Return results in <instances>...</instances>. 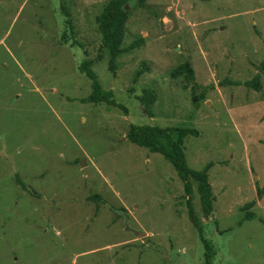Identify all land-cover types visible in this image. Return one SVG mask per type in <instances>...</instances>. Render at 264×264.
Segmentation results:
<instances>
[{
  "label": "rangeland",
  "instance_id": "374dc122",
  "mask_svg": "<svg viewBox=\"0 0 264 264\" xmlns=\"http://www.w3.org/2000/svg\"><path fill=\"white\" fill-rule=\"evenodd\" d=\"M104 2L0 0V264H204L181 181L126 139L130 123L196 129L183 153L193 169L211 162V215L191 198L211 263L264 264V0H128L121 46L143 43L113 72L94 21ZM84 59L125 112L80 100ZM185 60L196 104L170 76ZM255 74L258 90L233 83ZM250 200L254 217L237 224Z\"/></svg>",
  "mask_w": 264,
  "mask_h": 264
},
{
  "label": "trees",
  "instance_id": "16d2710c",
  "mask_svg": "<svg viewBox=\"0 0 264 264\" xmlns=\"http://www.w3.org/2000/svg\"><path fill=\"white\" fill-rule=\"evenodd\" d=\"M128 0H105L99 13L94 16L96 29L99 33V48L107 54L108 69L113 72L115 59L121 53L132 47H138L143 43V38L138 37L127 46H121L124 25L128 15L126 4ZM139 5H142L144 0H137ZM65 24L71 30V20L66 18ZM61 37L66 40L65 34L61 33ZM264 62L261 63L263 65ZM138 69L134 72L136 78L142 71ZM78 71L83 73L90 81V92L85 97L81 98L82 102L98 103L103 102L107 106L116 107L125 112V107L116 103L113 99L110 89L101 88L94 71L91 69V60L84 59L78 65ZM170 76L181 77L184 81L183 87L189 84L191 90V101L196 104L203 96V89L197 93L196 89L199 86L193 81L194 73L190 63L185 60L170 71ZM234 84L243 83L244 85H251L254 89L260 88L258 75L255 74L250 80L243 82L234 81ZM140 103L143 111L147 116H152L151 106L156 99V95L151 88H142L140 93L135 96ZM187 135L197 136V131L193 127L178 126V125H147V124H128L126 131V139L131 143L145 148L149 152L160 154L163 159L170 163L174 169L178 179L182 183V190L185 196L184 205L187 210V218L194 227L196 235L202 244L203 263L212 264L213 249L212 244L208 238L205 237L201 221L195 215L191 204L192 192L197 196L199 207L202 215L207 218L212 212V202L214 196L211 192L209 182L207 180V169L211 162H207L201 169H193L186 163L183 153V140ZM264 191V183L261 188H256V194ZM96 199L97 196L91 197ZM253 205V200L243 203L239 207L242 211V216L237 224L242 220L251 219L254 217L253 213L248 209Z\"/></svg>",
  "mask_w": 264,
  "mask_h": 264
},
{
  "label": "water",
  "instance_id": "95a60500",
  "mask_svg": "<svg viewBox=\"0 0 264 264\" xmlns=\"http://www.w3.org/2000/svg\"><path fill=\"white\" fill-rule=\"evenodd\" d=\"M81 165H82V163H81Z\"/></svg>",
  "mask_w": 264,
  "mask_h": 264
}]
</instances>
